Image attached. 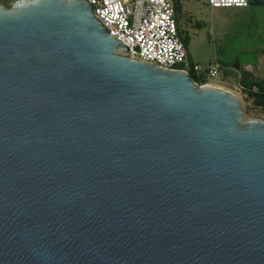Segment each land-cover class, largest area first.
Masks as SVG:
<instances>
[{"label":"water","instance_id":"1","mask_svg":"<svg viewBox=\"0 0 264 264\" xmlns=\"http://www.w3.org/2000/svg\"><path fill=\"white\" fill-rule=\"evenodd\" d=\"M109 33L0 3V264H264L261 109Z\"/></svg>","mask_w":264,"mask_h":264},{"label":"built area","instance_id":"2","mask_svg":"<svg viewBox=\"0 0 264 264\" xmlns=\"http://www.w3.org/2000/svg\"><path fill=\"white\" fill-rule=\"evenodd\" d=\"M36 1L39 0H14L12 6ZM84 1L93 6L95 18L110 36L130 50V56H126L129 59L171 71L190 73L193 69L201 86H222L230 80L228 70L219 63L207 68L195 65L180 35L176 4L198 0ZM208 4L213 9H245L251 0H208Z\"/></svg>","mask_w":264,"mask_h":264},{"label":"rangeland","instance_id":"3","mask_svg":"<svg viewBox=\"0 0 264 264\" xmlns=\"http://www.w3.org/2000/svg\"><path fill=\"white\" fill-rule=\"evenodd\" d=\"M176 6L180 35L193 63L205 68L219 63L230 78L222 86L253 103L240 81L264 80V4L213 9L208 0H198Z\"/></svg>","mask_w":264,"mask_h":264},{"label":"trees","instance_id":"4","mask_svg":"<svg viewBox=\"0 0 264 264\" xmlns=\"http://www.w3.org/2000/svg\"><path fill=\"white\" fill-rule=\"evenodd\" d=\"M13 1L14 0H0V3L8 8H11ZM195 81L198 84H201V81L199 79H195ZM240 83L245 89V91L248 93L249 97L253 99L254 105L261 109L262 114L264 116V80L261 81L253 77H249V80L248 78H244L243 80L241 79Z\"/></svg>","mask_w":264,"mask_h":264},{"label":"crops","instance_id":"5","mask_svg":"<svg viewBox=\"0 0 264 264\" xmlns=\"http://www.w3.org/2000/svg\"><path fill=\"white\" fill-rule=\"evenodd\" d=\"M181 29H182V28H181ZM181 29H180V31H182Z\"/></svg>","mask_w":264,"mask_h":264}]
</instances>
